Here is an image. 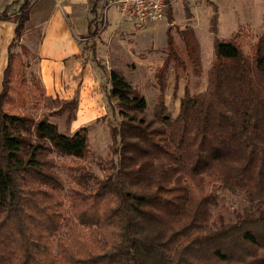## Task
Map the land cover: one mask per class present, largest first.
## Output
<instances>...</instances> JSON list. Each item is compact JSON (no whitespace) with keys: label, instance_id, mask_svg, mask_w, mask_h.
I'll list each match as a JSON object with an SVG mask.
<instances>
[{"label":"trees","instance_id":"1","mask_svg":"<svg viewBox=\"0 0 264 264\" xmlns=\"http://www.w3.org/2000/svg\"><path fill=\"white\" fill-rule=\"evenodd\" d=\"M30 8L23 0L15 13L0 12L15 22L0 89V264H264V33L248 52L241 28L216 37L206 87L191 93L185 85L174 117L164 97L170 68L202 72L193 29L178 31L184 58L167 27L150 112L112 67L106 98L120 117L111 129L116 158L98 175L84 163L88 128L64 134L49 120L67 110L69 122L75 99L39 117L23 109L31 89L44 95L11 50ZM217 189L249 204L225 221Z\"/></svg>","mask_w":264,"mask_h":264},{"label":"rangeland","instance_id":"2","mask_svg":"<svg viewBox=\"0 0 264 264\" xmlns=\"http://www.w3.org/2000/svg\"><path fill=\"white\" fill-rule=\"evenodd\" d=\"M28 1L31 2V0ZM247 2L250 5H247ZM255 2L259 3V0H181L170 6L164 19L142 24H135L132 20L121 18L116 8L110 6L105 15L108 23L104 24L106 21L105 19L102 20V23L95 25L93 33L98 34L101 27L103 28L106 25L104 35L100 39L108 41V37L115 30H125V36L129 37L126 44L129 45L114 46L108 43L104 44L102 40L101 43L103 42V44L99 43V48H102L104 51L98 54L96 52V43L90 42L89 45L87 44L85 52L90 59L94 60L99 71H101V94H99V99L93 102L94 108L91 110L78 108V102L76 101L75 108L70 113L69 122H66L68 116L67 110L59 116H49V120L55 123L59 131L64 134H71L81 126L88 128L89 151L84 159V163L93 173L100 175L101 170L99 165L104 162L114 161L116 158L114 149L117 146V142L112 137L111 129L114 125L118 124L120 119L117 109L112 108L106 98L107 90L110 87V79L107 77L110 69L117 67L122 72H125L129 82L139 88L145 99L147 111L150 112L157 94V88L154 85V73L152 74L145 70L149 65L144 63L138 65L139 61H144L147 55H152V46L156 44L159 46L166 45L167 27L170 29L176 49L185 58L184 46L178 35V31L185 28L193 29L200 45L202 72L197 76L194 75L190 67L185 71H175L172 67L170 68L167 75V85H169L170 94H168L165 100L167 102V109L174 117L177 114V102L175 98H177L179 85H181L182 90H184L186 85L191 93L200 92L206 87L207 70L214 59V40L216 37L221 40H227L234 29L238 30L241 28L246 32L247 37L243 47L248 52L249 46L254 42L256 36L264 33V20H258L251 14L250 16L254 18L253 21L247 23L245 21L247 17L246 8H251L252 10V7L260 6L255 5ZM213 14H216L217 19L216 33L212 31L211 18ZM169 15L172 17L171 22H168ZM101 18H104L103 14L98 15V20L100 19L101 21ZM34 35L35 37L31 40L30 35L24 33L23 29L20 40H16L11 48L12 51L21 54L24 61H27L28 67L25 72L28 81L31 78L29 76L31 73L37 75L32 61L34 57V43L37 42L38 31H35ZM22 47L26 49L25 54ZM106 48L107 53L105 52ZM163 52L165 53V49ZM137 58H139V61ZM156 63L157 61L153 58L150 65ZM175 84L176 89L174 91ZM31 90L32 92L27 97V102L24 104L23 109L31 112L35 117H39L41 114H50L63 101L41 95L36 89ZM217 194L219 202L215 210L222 214L225 221L233 220L249 204L247 198L241 193L233 194L222 189H217Z\"/></svg>","mask_w":264,"mask_h":264},{"label":"crops","instance_id":"3","mask_svg":"<svg viewBox=\"0 0 264 264\" xmlns=\"http://www.w3.org/2000/svg\"><path fill=\"white\" fill-rule=\"evenodd\" d=\"M15 1L0 0V12L8 7L7 14L15 13L23 0ZM30 3L29 18L25 22L24 33L29 34L32 40L35 37L34 32L38 31V39L34 43L32 65L40 79L44 95L63 101L75 99L78 102V108L93 109V102L99 99V94H101L102 77L97 64L85 52V46L90 42L96 43L98 54L104 51L99 48V43L102 40L104 44L127 46L129 37L125 36V30H115L108 37V41L100 39L104 35L106 25L101 27L98 34L93 33L96 24L102 23L104 19L106 21L104 24L108 23L105 15L110 6L102 0H31ZM246 4L250 5L249 2ZM255 5L260 6L252 7V10L246 8V23L253 21L254 18L250 16L251 14L258 20H264V0H259V3L255 2ZM99 14L104 15L101 21L98 20ZM14 26L15 23L11 19H0L1 79L7 61V48L14 36ZM235 31L234 29L233 32ZM165 48L166 45L159 46L157 44L151 47V56L157 61L156 64L150 65L153 58L151 59V56L147 55L144 61H139L137 58L138 65L143 63L149 65L145 70L153 74L163 62ZM105 52L107 53V48ZM109 55L111 56L110 52ZM115 58L117 59L116 56ZM123 74L125 77L127 76L125 72ZM182 92V87L179 85L177 98H175L177 112ZM164 93L166 99L170 94L169 85L166 86ZM165 103H167L166 100Z\"/></svg>","mask_w":264,"mask_h":264},{"label":"built area","instance_id":"4","mask_svg":"<svg viewBox=\"0 0 264 264\" xmlns=\"http://www.w3.org/2000/svg\"><path fill=\"white\" fill-rule=\"evenodd\" d=\"M114 6L123 19L135 24L160 21L165 18L170 6L181 0H102Z\"/></svg>","mask_w":264,"mask_h":264}]
</instances>
